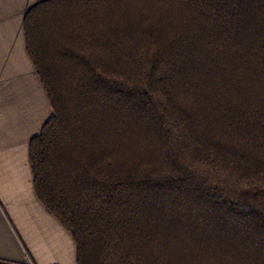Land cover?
<instances>
[{
	"label": "trees",
	"instance_id": "obj_1",
	"mask_svg": "<svg viewBox=\"0 0 264 264\" xmlns=\"http://www.w3.org/2000/svg\"><path fill=\"white\" fill-rule=\"evenodd\" d=\"M23 32L76 264H264V0H44Z\"/></svg>",
	"mask_w": 264,
	"mask_h": 264
},
{
	"label": "crops",
	"instance_id": "obj_2",
	"mask_svg": "<svg viewBox=\"0 0 264 264\" xmlns=\"http://www.w3.org/2000/svg\"><path fill=\"white\" fill-rule=\"evenodd\" d=\"M41 1L0 0V264H76L74 239L38 200L29 163V142L52 115L23 32Z\"/></svg>",
	"mask_w": 264,
	"mask_h": 264
}]
</instances>
